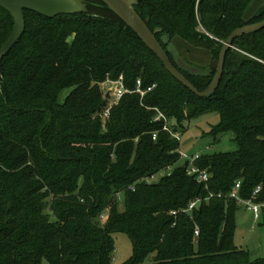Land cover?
I'll use <instances>...</instances> for the list:
<instances>
[{
    "label": "trees",
    "instance_id": "trees-1",
    "mask_svg": "<svg viewBox=\"0 0 264 264\" xmlns=\"http://www.w3.org/2000/svg\"><path fill=\"white\" fill-rule=\"evenodd\" d=\"M136 1L200 92L214 70L173 54L172 41L212 61L232 31L264 21V5L247 17L255 0ZM84 3L85 13L53 19L24 11L25 31L0 60V264H111L115 233L133 245L125 264H264L235 246L243 206L230 197L239 183L264 226V29L233 41L215 91L198 98L101 0ZM13 26L0 7V47ZM120 79L128 92L103 121L102 88ZM207 114L218 123L202 134L206 150L225 136L236 149L199 152L194 166L209 175L199 183L180 136Z\"/></svg>",
    "mask_w": 264,
    "mask_h": 264
},
{
    "label": "water",
    "instance_id": "water-1",
    "mask_svg": "<svg viewBox=\"0 0 264 264\" xmlns=\"http://www.w3.org/2000/svg\"><path fill=\"white\" fill-rule=\"evenodd\" d=\"M101 1L137 35L155 55L170 76L198 98H206L215 91L223 73L225 55L231 48L233 41L241 36L254 34L264 29V21H262L232 31L223 43L218 57L210 63V68L215 72L212 81L204 91L200 92L172 65L155 38L156 31L151 32L146 22L135 12L136 0ZM0 7L7 11L14 21L10 37L0 47V60L20 40L25 31L24 11H29L49 19H53L59 15H73L86 12L84 0H0ZM108 96L107 93L106 98Z\"/></svg>",
    "mask_w": 264,
    "mask_h": 264
},
{
    "label": "rangeland",
    "instance_id": "rangeland-1",
    "mask_svg": "<svg viewBox=\"0 0 264 264\" xmlns=\"http://www.w3.org/2000/svg\"><path fill=\"white\" fill-rule=\"evenodd\" d=\"M262 5H264V0H255L248 10L247 17L254 14ZM170 48L173 54H180L183 58H185L186 49H189L190 59L188 61L193 64L207 67L211 62L208 56L209 54L206 51L194 48L179 38H175L172 41ZM175 61L180 67L184 66L179 58L176 57ZM109 88H111V85H104L102 89L107 94V89ZM217 123L218 116L215 114H207L191 120L187 124L186 131L180 136V150L186 155L203 151L209 153H225L235 150V145L227 136L221 138L209 151L206 150L207 146L210 147L209 140L203 138L202 134L208 132ZM119 211H123L121 204L119 205ZM111 238L114 246L111 264H125L130 261L133 257V245L128 236L123 233H115L111 235ZM233 240L235 246L247 252L251 259L264 258V226L262 217L260 220L255 221L251 212L240 207L235 214ZM150 262L151 257L146 259L142 264H149ZM41 264L47 263L45 260H42Z\"/></svg>",
    "mask_w": 264,
    "mask_h": 264
},
{
    "label": "built area",
    "instance_id": "built-area-1",
    "mask_svg": "<svg viewBox=\"0 0 264 264\" xmlns=\"http://www.w3.org/2000/svg\"><path fill=\"white\" fill-rule=\"evenodd\" d=\"M106 85H111V88L107 89V93H108V98H109V105L107 107V109L105 110V112L102 114V120L104 121L105 119L108 118L109 116V112L112 108V106L114 104H116L120 99L121 97L127 93L128 91L124 88L123 84H122V81L121 79L118 80L117 82H107L105 84ZM152 88H154V86L150 87V88H147L146 92L150 91ZM135 93H138L140 94L141 96L145 93V91H143L141 89V83L139 80L136 81V84H135V90H134ZM155 139V134L153 135V140ZM200 153L197 152V153H194L193 155H186L184 153H181V157L183 160H186L189 162V171H188V174L190 175H196V179L199 183H206L209 179V175L207 174L206 171L204 170H199L198 168H196L194 166V162L198 159ZM157 178L156 177H151L149 178L146 183L149 184L151 183L152 181H156ZM239 189V183H237L231 194H230V197L231 198H234L237 200V202L239 204H241L247 211L251 212L252 214V217L255 221H257L260 217V209H261V206L258 205V204H255V203H252L251 201H242L240 200L238 197H237V190ZM259 192V188H257L254 192H253V195L257 194ZM196 203H192L190 204L189 208H188V211L192 210L194 207H195ZM172 215H176V212H171ZM196 236L198 234L197 230L195 231L194 233Z\"/></svg>",
    "mask_w": 264,
    "mask_h": 264
},
{
    "label": "crops",
    "instance_id": "crops-1",
    "mask_svg": "<svg viewBox=\"0 0 264 264\" xmlns=\"http://www.w3.org/2000/svg\"><path fill=\"white\" fill-rule=\"evenodd\" d=\"M189 53H190V50L189 49H186V52H185V55H184V57L187 59V60H189L190 58H189ZM191 55V54H190ZM208 55V54H207ZM209 56V55H208Z\"/></svg>",
    "mask_w": 264,
    "mask_h": 264
}]
</instances>
